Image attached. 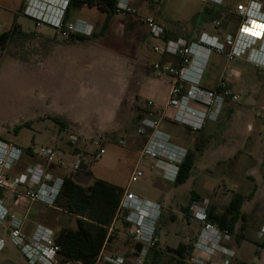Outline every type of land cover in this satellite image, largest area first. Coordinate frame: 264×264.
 Masks as SVG:
<instances>
[{"label":"rangeland","instance_id":"374dc122","mask_svg":"<svg viewBox=\"0 0 264 264\" xmlns=\"http://www.w3.org/2000/svg\"><path fill=\"white\" fill-rule=\"evenodd\" d=\"M247 1L223 0L217 26L213 15L204 11L207 4L211 8L209 2L158 0L137 3V6L142 18L152 15L165 30L196 42L203 33L221 40L227 36L234 39L242 22L237 6ZM253 1L264 4V0ZM23 4L24 0H0V34L8 31L14 20L24 33L11 35L0 47V139L23 149L38 150L46 146L60 150L55 144L57 136L66 145L68 135L74 134L80 139L79 146L85 145V149L92 151L89 142L99 134H82L83 128L66 118L80 121L88 128L93 123H111L109 117L115 114V103L128 79L131 62H137L139 68L151 74V64L159 60L152 51L148 29L142 20L115 14L106 30L100 32L106 21L105 13L94 6H82L70 10L68 17L71 22L82 18L93 23L94 35L88 42L75 37L63 38L48 26L36 27L23 15ZM261 45L256 43L252 48L264 53ZM213 59L218 61L216 66L223 65L219 55L213 53ZM233 67L244 69L237 76L240 77L237 84L231 86L228 82L240 100L226 105L218 121L213 123L217 124L214 129L203 128L192 133L167 120L170 113L163 121L173 141L194 153L191 177L184 184L174 186L160 175H152L149 162H145L141 167L144 177L128 186L129 191L142 199H167L165 203H172L171 210L175 211L168 208L161 215L159 249L162 252L149 253L146 264H168L166 247H177L189 237L187 243L191 244V234L197 224L189 223L184 215L178 216V210L182 211L189 203H213L223 208L235 194L252 197L244 202V219L237 223L233 235L234 246L240 244L235 247L238 258L234 264H254L261 260L259 253H264V239L258 242L256 233L264 223V121L255 115L257 111H264V68H256L243 59L232 61L228 68ZM59 121L66 125V130L61 129ZM19 125L26 126L16 129ZM135 128L133 134L105 133L108 138L105 155L88 164L92 179L126 188L138 155L132 149L135 147L132 138L137 136ZM120 139L125 141L124 145L118 144ZM191 192L195 196L191 197ZM0 194L7 198L6 204L13 203L7 193ZM65 218L60 212L34 204L28 220L33 226L48 221L59 227ZM124 223L122 218L117 219L111 232L113 249L107 248L131 259L135 243L129 239V229ZM0 235L5 238L0 264H29L10 241L6 226H0Z\"/></svg>","mask_w":264,"mask_h":264},{"label":"built area","instance_id":"2783aa9c","mask_svg":"<svg viewBox=\"0 0 264 264\" xmlns=\"http://www.w3.org/2000/svg\"><path fill=\"white\" fill-rule=\"evenodd\" d=\"M70 1L24 0L22 13L32 20L36 27L48 26L60 37L90 38L94 33L93 23L80 18L72 22L68 21L66 11ZM154 1L158 0H116L114 6L116 15L142 20L153 42L154 54L158 57L176 59L177 63L157 60L151 64L152 75L169 84L167 101L160 110L154 107L152 101H147L145 108L136 118L135 133L143 142L117 207V215L127 223L129 239L135 243L134 259L130 261L114 251L105 254L104 245L108 241L106 239L95 264L103 262L144 264L151 251L161 250L156 235L161 207L129 191L128 186L144 177L141 167L145 162H149L148 168L153 174H158L171 182L176 179L188 150L174 142L173 137L164 129L163 121L168 117L167 112L172 111L167 120L195 133L201 131L208 123H216L227 104L237 103L240 100V95L229 86L225 75L212 88L201 86L200 73L191 70L195 58L198 57L202 64L209 53L215 52L230 61L244 59L257 68H264L263 54L252 48L256 43L262 44V48L264 46V38L261 37L264 36V13L258 1L251 0L237 6L236 11L242 22L234 39L227 36L221 40L217 36L203 33L196 42H188L183 38H166V30L152 15L142 18L137 3ZM200 1L214 4L222 2V0ZM252 33L258 34L260 38H256V34ZM259 54L262 57L259 58ZM262 110L257 111L255 116L264 121ZM78 140V136L68 135L71 145H75ZM89 143L92 151L79 152L76 154V160L68 163L60 150L46 146L38 150L23 149L0 139V192L7 193L13 204L23 209L28 210L34 203L55 206L63 189L65 177L56 173L54 169L68 170L70 173L81 171L90 162H96L105 155V145L108 143L105 133L95 136ZM118 144L124 145L125 141L120 139ZM31 160L33 162L27 163ZM2 203L0 199V226H4L9 217V237L26 257L27 262L58 264L60 248L55 241L53 231L37 226L29 236H26L23 233L22 220L13 214L9 215ZM208 205L209 203H192L189 206L187 216L198 221L201 228L192 242L186 260L189 264H233L236 259L232 247L233 236L228 230L221 229L208 220ZM106 229L109 237L112 228ZM258 236L264 239V223L258 230ZM4 245L5 241L0 236V252ZM138 246L140 248H137ZM259 255L260 262L254 264H264L263 254L259 253Z\"/></svg>","mask_w":264,"mask_h":264},{"label":"crops","instance_id":"0c3cea01","mask_svg":"<svg viewBox=\"0 0 264 264\" xmlns=\"http://www.w3.org/2000/svg\"><path fill=\"white\" fill-rule=\"evenodd\" d=\"M222 3H223V0H222V2L220 4L209 3V4H212L211 8L207 7L208 4L204 8V9H210L211 10L208 14L213 15V19H214L213 22H215V23L218 22L217 19L221 15V14L218 15L215 12V10L218 7H220L222 12H223V7L221 5ZM263 7H264V4L262 5V8ZM262 13H264V11H262ZM67 19H68V21H70L71 17L69 18L67 16ZM75 19H77V18H75ZM80 19H82V18H80ZM159 24L161 25V23H159ZM209 36H213V35H209ZM167 38L177 39V38H182V37L169 36ZM263 38H264V36H263ZM183 39H185V38H183ZM185 40H187V39H185ZM85 41L88 42V40H85ZM187 41L188 42H193V41H190V40H187ZM213 53H215V52L209 53L202 64H200V59L198 57L195 58L194 67H192L191 70L193 72L196 71V72L200 73V75H201L200 85L205 87V88H212V87H214L217 84V82L221 79V77L223 75H225V78L228 80V82L231 84V86L232 85L234 86L235 84H237L236 81H238L239 78H240V77H237V76L242 75V73H243L242 71H244V69L242 70L241 68H238V67H233V68H228V67H229V64L232 61H236V60L240 61V59H235V60L230 61V60L226 59L223 55L215 53V54L219 55L222 60H224L222 62L223 65L221 67H218V66H216V65H218L216 63L218 61L216 59H215L216 62L214 61V59L212 60ZM160 59L162 61L169 60L171 62L177 63L176 59H170V58H166V57H159V60ZM131 63L132 64H130V67L128 69L129 70L128 79L123 83L122 89H121V93L118 96L117 101L115 103L116 104L115 114L114 115H110V117H109V121H111L110 124L108 123V121H107V123L106 122H104V123H93L91 128H88L87 126L85 127V125H83V123H81L80 121H76V120L72 121V120L67 119V118H66V120H68L69 122L74 123V124H76V123L79 124L83 128L82 134L86 133V134H90L91 135V134H95V133H97V134L109 133V134H114L115 135V133L118 132V131H121V132H124V133H128V134L129 133L133 134V131H134V128H135V123H136V118H137L138 114L140 112H142L143 109L145 108L147 101H152L154 103V107L157 110L162 109L165 106V103L167 101L168 92H169V84L167 82H165V81L156 79L152 75V73L149 74L143 67L139 68L138 65H140V64H136L137 62H135V63L131 62ZM214 66L216 68H213ZM200 68H201V70H199ZM150 76L153 79L150 78ZM233 91L235 92V90H233ZM168 113L172 114V111H168L167 114ZM59 122H58V124H59V126H61V129L62 130H66V128H67L66 125L63 122H60V123H62V125H61ZM216 125L217 124L208 123V124L205 125L204 130H206V131L207 130H212V129L215 128ZM22 126H26V125H19L16 128H18V127L20 128ZM163 127L165 129L164 123H163ZM169 134L171 135V133H169ZM78 139H79V137H78ZM79 140H78V142H79ZM132 140H133L132 143L135 146L132 149H134V151L138 154V150L141 147L143 141H142L141 138H139L137 136L132 138ZM66 142H68V143L65 145L64 141L58 139V136H57V139L55 140V144L60 146L59 149H60V151L63 152L64 157L66 158L68 163H70L72 161H75L76 160V154H78L79 152H84L85 150H88V149H85V145L82 146V147L79 146L77 144L78 142L76 143L77 145L76 144L75 145H71L69 143V141H68V137H67ZM178 145H181V144H178ZM181 146H183V145H181ZM183 147H185V146H183ZM137 157H138V155H137ZM136 161H137V158H136ZM136 161H135V163H136ZM31 162H33V161L32 160L31 161H27V163H31ZM54 171L56 173L60 174V175H63L65 178H70L75 183H77V184H79V185H81L83 187H87L89 185H92V183L94 181H96V180L91 178V174H90V172L88 170V166H86V168L84 170L76 171V172H73V173H70L68 170H62V169H54ZM152 175H153V173H152ZM190 177H191V175H190ZM166 181H169V180H166ZM169 182L173 184V182H171V181H169ZM107 183L118 187L113 182H107ZM0 199H2V202H3L2 205L5 208H7L8 212H9V215L13 214L15 217H17V218L22 220L23 233L26 236H29L32 233V231L37 226H43V227H45V228H47L49 230H52L55 236L64 227L65 228H70V229H75L76 228L75 219L78 216H76L74 214H71V213L65 211L64 209L58 208L57 206L49 207V206L43 205L42 203H34V204H39V205H41V206H43L45 208H48L50 210H55V211L60 212L61 214L65 215L66 218H65L64 222L62 223V225L57 227V226L50 225L48 221H44L43 223L42 222L41 223H37L35 226H33L34 225L33 222L30 223L28 219H29L30 211H31V209H32L34 204L27 210V209H23L22 207H17L13 203H10L11 202L10 199H9V203L11 205L6 204V203H8L7 200H6L7 198L4 199L1 194H0ZM143 199L148 201V202H152L154 204H158L161 207L162 210H161L160 217H161L162 214L164 216V212L168 208H170L171 212H175V211L171 210L172 209L171 207H172L173 204L172 203H165L167 201V199L165 200V198L162 199L161 201L150 200V199H147V198H143ZM191 204L192 203L188 204V209H189V206ZM211 204H213V203H211ZM213 205L216 207L215 204H213ZM226 206H227V204H225V206L223 208H217L216 207V211L218 213H221V212L224 211ZM188 209H187V211H183V210L179 211L178 210L179 212L177 211L176 213H178V216H183V215L186 216V218L189 220V223L191 221H193V222H195L197 224L196 231L191 234V237H193V240H192V242H193L196 239V237H197V234H198V232H199V230L201 228V224L198 221L193 220L192 218L187 216ZM241 211L243 213V208H241ZM118 218H120V217H119V215H117V208H116L114 217L112 219L113 221L111 222L110 226L106 227V228H112L113 229V226H114V224H115V222L117 221ZM8 223H9V217L7 218V221L4 224V226H6L7 229H8ZM124 224H126V226H127V223H124ZM166 234L168 235V231L166 232ZM109 235H110L109 236L110 239L104 245L105 254L113 252V250H110V249L107 248V247H109V248L112 247L111 249H113V245H114V244H112V240L114 238L111 237L113 235H111V234H109ZM156 235H157V239H158V242H159V245H160L161 232L159 230V222H158V228H157V234ZM1 237L5 241V238L3 236H1ZM9 239H10V237H9ZM189 239H190V237L187 239V242H189ZM256 240L258 242L262 241V238H260L258 236V232L256 233ZM10 241H12V240L10 239ZM187 242H179V243L190 244V243H187ZM192 242H191V246H192ZM242 242L243 241H241V243ZM12 243H13V241H12ZM239 243L240 242H238V244ZM234 245L235 244H232V247L235 250V247H238L240 244L238 246H234ZM166 246H169V245H166ZM4 247H5V245H4ZM4 247H3V249H4ZM170 248H175V247H171L170 246ZM3 249H2V251H3ZM235 253H236V258H238L236 250H235ZM117 254H120V253H117ZM262 254H264V253H262ZM120 255L124 256V254H120ZM259 258H261V257L259 256ZM133 259H134V257L132 256L130 261H133ZM238 260H240V259H238ZM68 263H70V262H67V263L60 262V256L58 257V264H68Z\"/></svg>","mask_w":264,"mask_h":264},{"label":"trees","instance_id":"16d2710c","mask_svg":"<svg viewBox=\"0 0 264 264\" xmlns=\"http://www.w3.org/2000/svg\"><path fill=\"white\" fill-rule=\"evenodd\" d=\"M115 3L116 0H71L67 7L66 15L68 16L69 11L72 9H78L82 6H94L105 13L106 16V21L100 31L102 32L106 30L108 21L115 15ZM204 11L209 13L211 10L205 9ZM215 12L220 15L222 10L218 7ZM16 33L24 34L14 20L11 28L0 34V47L4 46L11 35ZM169 36L176 37L173 33L165 31V37ZM76 38L90 39L84 37ZM60 124L62 125V123ZM194 163L195 155L191 150H188L173 182L174 186L181 185L189 179ZM86 191L89 193H86ZM122 192L123 189L101 180H96L92 185L83 187L70 178H65L63 189L55 202V206L78 217L75 219V229L63 228L55 236V241L60 248L58 255V257L60 256V262L95 264L106 239H110V237H107L106 227H109L112 222ZM192 196H195L193 192H191ZM251 197V194L247 197L241 194L233 195L221 213H218L216 207L210 203L208 205V220L219 228L228 230L233 236L237 223L244 219L241 208L244 202ZM187 209L188 205L182 210L187 211ZM235 239L237 240V237ZM137 248L140 247L138 246ZM190 250L191 244L184 243H179L175 248L166 247L165 254L168 256V264H189L186 259ZM151 252L159 254L162 251L153 250ZM101 264L109 263L103 262ZM144 264H146V261Z\"/></svg>","mask_w":264,"mask_h":264},{"label":"flooded vegetation","instance_id":"af4514ba","mask_svg":"<svg viewBox=\"0 0 264 264\" xmlns=\"http://www.w3.org/2000/svg\"><path fill=\"white\" fill-rule=\"evenodd\" d=\"M249 1H250V0H249ZM249 1H247L246 3H248ZM262 5H263V4L260 3V8H261V11H264V7L262 8ZM217 23H218V25H219V22H217ZM243 60H244V59H243ZM244 62L247 63L245 60H244ZM254 67H255V66H254ZM256 68H257V67H256Z\"/></svg>","mask_w":264,"mask_h":264},{"label":"bare ground","instance_id":"6f19581e","mask_svg":"<svg viewBox=\"0 0 264 264\" xmlns=\"http://www.w3.org/2000/svg\"><path fill=\"white\" fill-rule=\"evenodd\" d=\"M258 34L255 35L256 38H260L259 35L257 36ZM261 37H263V35H261ZM264 48V47H263ZM260 54H263V59H264V53H261ZM259 54V58L262 57L261 55ZM263 61V60H262Z\"/></svg>","mask_w":264,"mask_h":264},{"label":"snow or ice","instance_id":"6c2138e0","mask_svg":"<svg viewBox=\"0 0 264 264\" xmlns=\"http://www.w3.org/2000/svg\"><path fill=\"white\" fill-rule=\"evenodd\" d=\"M246 31H250V30H248V29H245ZM252 34H256V33H252Z\"/></svg>","mask_w":264,"mask_h":264}]
</instances>
